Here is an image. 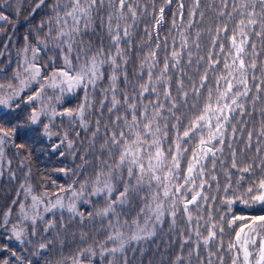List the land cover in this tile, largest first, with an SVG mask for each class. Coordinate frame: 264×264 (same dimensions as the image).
<instances>
[{
    "label": "snow or ice",
    "instance_id": "snow-or-ice-1",
    "mask_svg": "<svg viewBox=\"0 0 264 264\" xmlns=\"http://www.w3.org/2000/svg\"><path fill=\"white\" fill-rule=\"evenodd\" d=\"M230 0H222V8L218 16L231 21L236 13L240 19L236 21L235 28L230 37V50L223 57L222 68L224 74L215 79V91L208 87V72L200 77L199 87L193 86L192 97L195 102L191 105L193 111H197L200 104V90L206 89L207 95L203 99L202 107L197 114L188 119L181 134L180 125L183 123L181 117L176 116L181 106L189 104V92L184 89L183 81L177 82V96L173 97L171 90V77L169 75L170 62L173 68L178 70L182 51L187 46V36L181 34V51H176L175 41L170 56L164 57L163 67L159 68L160 58L158 51L161 44L157 42L150 45L153 33L145 29L152 50L146 52L141 58L138 66V76L144 83H137L132 87V95L118 87L123 80L130 85L127 76L129 64V53L132 48L131 28L136 26L138 11L143 14L147 8L141 6L134 0H51L46 5V0H38L33 13L42 6H47L50 15L37 25L44 36H36L37 46H31L25 37V46L19 55L22 61L12 72V78L7 83L0 82V165L4 162L6 147L26 149L25 143H16V136L20 134L39 133L42 137L51 139L57 137L58 142L51 146V151L60 157L65 156L64 148L70 150L75 157L77 150L75 142L70 140L68 132H53L54 121L59 117H67L70 121L84 131H91L89 147L79 158L81 165L72 171L76 177L87 168L93 167L88 157L95 155V171L91 177H85L82 181L73 179L67 187L55 184L54 192L47 190L39 195H34L30 184H22L26 189L25 199L31 198V211H26L24 203L19 204L20 212L16 222H11L12 210L9 208L0 220V228L10 232L5 238H15L21 244L31 243V237L37 235L38 228L42 227L44 233L55 230L57 224L54 218L45 219V214L53 213L55 210H67L74 220L83 222L99 221V233L104 235L102 241L97 240L95 247H86L78 250L74 255L67 257L65 264H84L87 258L89 264L92 258L99 256L106 260V264H127L126 253L133 250L132 246L142 241H148L156 236L157 230L161 228L165 217L172 224L176 223L177 205L179 204L187 214V220L192 222L193 217L189 212V205L199 207V201L207 202L208 197L202 191L208 184L205 178V162L211 158L212 171L216 169L218 153L221 158L224 152L226 136L229 137L227 147L230 149L232 161L231 168L236 170L238 180L235 187L230 179L223 188L224 197L220 203L224 206L220 215V222L212 223L208 235L203 238V245L208 247L217 240V230L224 233V225L233 231L234 235L229 242L227 251L232 254L231 264H264V159L259 163L253 159L251 162L239 166L236 162V149L232 144L236 141L238 131L243 134V128L237 129L232 123L234 118L237 122L246 126L251 122L253 113L256 111V103L260 94L264 93V80L255 75L258 68L256 57L260 53L256 50V44L250 45L252 51L249 54L250 34L264 39V0H231L232 11H227ZM173 0H164V6L158 10L153 8V13L158 11V17L154 16L153 30L157 41L159 33L155 31L164 23L165 7L170 6ZM201 0H194L195 7L190 12L189 28L197 15L196 9L200 7ZM183 0L179 2L178 15L183 19ZM259 9V10H258ZM203 18V12L199 13ZM8 16L0 12V21H8ZM131 21V24H129ZM173 26L176 19L172 21ZM97 24L100 31L107 37L109 42L107 48L103 39L100 46L92 44L84 39L87 35H95ZM259 28L260 31H256ZM229 26L225 23L216 28V41L220 33H227ZM199 39L200 33H197ZM239 37V39H238ZM213 42V47L216 46ZM168 38H164V45ZM123 45H127L125 48ZM54 48L60 51L62 67H53L48 70V64H42L39 56L43 50ZM195 47L199 48L196 43ZM220 52L225 49L219 45ZM47 55V52L44 53ZM3 55V53H0ZM249 63L245 62V58ZM200 59H203L201 57ZM229 59L231 62L229 63ZM49 64L55 65V58L49 59ZM189 65H191V54L189 53ZM220 60L211 59L208 67L216 71V65ZM109 70L108 87L100 91L104 99L100 102L101 109L105 108V101L110 106L108 113L113 117L111 126L108 123L101 125L100 120L95 121L94 127L86 120V111L92 108L89 101L88 90H96L97 85L104 80L105 69ZM159 72L154 76L153 71ZM0 72L3 69L0 68ZM249 72L252 75H249ZM146 77V79H145ZM255 85V95L250 96L253 88L249 86V80ZM14 81V82H13ZM221 81L224 82L223 88ZM164 91L161 94L157 88ZM83 89L85 92L84 102L78 108L63 107L65 94H73ZM49 90L53 95H48ZM145 94L155 96L154 100L144 103L147 99ZM118 95L122 99L118 98ZM163 99L165 103H161ZM179 101V102H178ZM252 105L249 111L247 105ZM60 104L61 109L54 107ZM168 113L165 117L164 113ZM121 113V114H117ZM23 114V115H22ZM261 117H264V108L260 109ZM247 118V119H246ZM174 120L172 125L175 130V140L167 145L168 124ZM104 131L101 133L100 129ZM231 133H228V129ZM73 135L79 139V132ZM61 136L63 138H61ZM254 132H247L245 149L253 147ZM102 140L97 147V140ZM257 155L261 152V142H264V120L261 127L255 131ZM193 141H196L193 143ZM192 144L191 158L187 162L186 175L182 177V183H174L180 179L181 159L189 149L182 144ZM30 154V153H29ZM10 165L11 160L7 161ZM221 163H223L221 159ZM21 164H25L21 160ZM258 168L262 175L258 179L248 182L247 176L254 175V169ZM67 175L70 170L58 169ZM2 174V172H0ZM12 177L15 173H11ZM31 172L26 174V179ZM199 177V184H197ZM209 178L218 184L215 175L209 174ZM191 199H186L187 194ZM85 196L90 197L84 199ZM99 197L104 200V206L96 208L93 206L87 213L80 210L78 202L92 204V199ZM139 203V209H134V203ZM17 201H13L16 204ZM243 205L244 210L259 209L261 214L237 215L233 208ZM134 212V214H132ZM228 217V219H225ZM199 219H202L199 218ZM199 222V221H198ZM30 230V231H29ZM196 242L193 252L199 258L201 245V233L194 230ZM86 234L81 233L83 240ZM191 236L185 237L180 244V253L174 257L173 264H185L183 255L184 246L191 241ZM48 243H39L35 255L44 259ZM63 244V241H60ZM222 241L218 249L223 250ZM2 250H8L7 245L0 246ZM215 253L209 252L207 264H212L211 258ZM15 260L20 264H33L26 256H18L15 251L9 252V258L0 259V264H11ZM223 264V258H220Z\"/></svg>",
    "mask_w": 264,
    "mask_h": 264
},
{
    "label": "trees",
    "instance_id": "trees-1",
    "mask_svg": "<svg viewBox=\"0 0 264 264\" xmlns=\"http://www.w3.org/2000/svg\"><path fill=\"white\" fill-rule=\"evenodd\" d=\"M137 2V0H134ZM179 2L180 0H173L170 6L165 7L164 23L155 31L159 33V41H157L155 32L153 30V25L155 23V17H158V11L153 13V8L159 9L164 6V0H138V3L147 8V12L141 14L138 11V19L135 27L130 30L132 32V48L129 53V64L127 66V76L130 85L123 80L118 84V87L125 90L129 95H132V87L137 83H144L138 76L139 65L141 63V58L146 52L152 50L151 46H154L157 42L161 44V48L158 51V57L160 58L159 68L163 67L164 57L170 56L173 49V41H175L176 51L180 52L181 34L187 36V46L182 51V57L179 62L178 70L172 67L170 62L169 75L171 77V90L173 97L177 96V82L179 80L183 81L184 89L189 92V104L187 107L181 106L180 111L176 112V116L181 117L183 123L179 126L180 132L182 134L184 130V125L188 122V119L192 118L197 114V111L203 105V99L207 95L206 89L200 90L199 99L200 104H197V111H193L191 105L195 102L192 97L193 86L199 87L200 77L208 72V87L215 91V79L220 75L224 74L222 68L223 57L230 50V37L232 30L235 28L236 21L240 17L234 13L233 19L231 21L227 19L220 18L218 16L219 11L222 8V0H201L200 7L196 9L197 15L192 21L191 28L188 27L190 23V12L195 7L194 0H183V19L179 17ZM38 0H0V12L8 16V21H0V68L3 72H0V82L7 83L12 78V72L17 67V64L22 61V56L19 52L25 46V37L28 38V43L31 46H37L36 36H44V32L40 31L37 27L39 23L46 19L51 13L47 6H42L33 13V8L35 7ZM51 0H46V5L50 4ZM239 3V0H236ZM233 3L229 2L227 11H232ZM259 10V9H258ZM203 12V18L200 17L199 13ZM176 19V24L173 26V19ZM225 23L229 26V31L227 33H220L219 40L216 41V28L217 26H223ZM131 24V21H129ZM145 29L148 32H152L153 36L149 45V38L145 34ZM256 31H260L259 28ZM197 33H200L199 39H197ZM249 41V47L246 48V52L251 53L252 49L250 45L252 43L256 44V50L260 53L256 57V62L258 65L255 75L264 80V39L251 35ZM168 38V43L164 45V38ZM86 41H90L97 47L100 46V40L103 39L104 46L107 48L109 42L107 37L100 31L99 24H97L96 34L87 35L84 37ZM239 39V37H238ZM216 41V46L213 47V42ZM199 44V48L195 47V44ZM222 44L225 52H220L219 45ZM127 48V45H123ZM45 51L47 55H45ZM189 53L191 54L192 63L189 65ZM211 59L220 60V64L216 65V71H213L208 67ZM203 57V59H200ZM55 58V65L49 64V59ZM39 61L42 64H48V70L53 67H62L61 53L59 50L54 48H49L43 50L39 56ZM231 60L229 59V63ZM245 62L249 63V59L246 57ZM108 75L109 70L105 69V77L102 82L97 85L96 90L89 89L88 97L89 101L92 103V108L86 111V120L94 127L95 121L100 120L101 125L108 123L111 126V121L113 117L108 113L107 107L110 104L105 101V108L101 109L100 102L104 99L101 93V88L108 87ZM153 75H159V72L154 70ZM251 76L252 73L249 72ZM146 79V77H145ZM14 82V81H13ZM224 82L221 81V87L223 88ZM249 86L253 88V92L250 96L255 95V85L250 79ZM264 87V85H262ZM157 90L162 94L163 89L157 88ZM48 95H53V92L49 90ZM147 99H143L144 103H148L149 100H154L155 96L145 94ZM85 92L83 89L78 90L73 94H65L63 97V107L78 108L81 103L84 102ZM118 98L122 99L118 95ZM179 102V101H178ZM161 103L166 102L161 99ZM54 107L61 109L60 104H54ZM249 111L252 109V105L249 103L247 105ZM264 108V93L260 94V99L256 103V111L253 113L251 122L246 126L241 125L237 122L239 118H234L232 123L237 127V129L243 128V134L239 131L237 133L236 141L232 144V147L236 149V162L239 166H243L253 159L257 163L261 159H264V142H261V152L259 155L255 152L256 139L255 131L261 127V122L264 117L260 115V109ZM118 115L121 113H117ZM23 115V114H22ZM165 117H168V113H164ZM247 119V118H246ZM176 122L172 120L168 124V138L166 140L167 145H171L175 140V130L172 125ZM53 132H68L69 139L75 142L77 155L73 157L70 154V150L64 148L65 156L60 157L57 153L51 151V146L58 142L57 137L53 136L51 139L42 137L39 133H28L20 134L16 136V143H25L27 145L26 149H21L18 153L16 149L12 147H6L4 162L0 165V220L3 219L4 213L11 208L12 215L10 217L11 222L15 223L16 217L19 211V204L25 199L26 189H22V184H30L33 188L34 195H39L43 191L47 190L49 192H54L57 189L55 185L51 183L62 185L67 187L73 182V179L82 181L85 177H91L95 171V155L99 153L94 151L93 156L88 157L92 162L93 167L87 168L86 171L78 173L76 177L72 176V171L81 165V159L79 158L84 154L85 150L89 147V140L91 137V131H84L78 124H74L67 117L57 118L54 121ZM101 133L104 131L103 127L100 129ZM253 131V147L251 150L242 151L245 149V142L247 140V132ZM79 132V139H77L73 133ZM228 133H231V129H228ZM61 138H63L61 136ZM102 140H97V147ZM196 141H193L195 143ZM229 143V137L226 136L224 152L221 158V154H217L218 158L216 160V169L213 172L211 166V158L205 162V178L208 179L209 186L204 189L197 188V191H202L203 195L208 197L207 202L200 200L199 207H194L189 205V212L193 217L191 223L187 220V214L184 212L183 208L178 204L177 216L175 225L172 221L165 217L164 223L161 228L157 230L156 236L152 237L148 241H142L138 244L132 246L133 250H129L126 253L127 264H173L174 257L180 253V244L185 237L191 236V241L184 246L183 255L185 257V264H207L209 252L215 253V256L211 258L212 264H220V258H223V264H231L232 254L227 251L229 242L233 238V231L224 225V233L221 234L217 230V240L213 241L208 247H205L202 243L203 238L208 235V231L212 223L220 222V215L223 211V205L220 201L223 199V188L229 181V174L231 182L235 187L236 181L238 180V174L236 170L231 168V152L227 147ZM183 147L189 149L188 153H185L181 159V169H180V179L174 183H182V177L186 175L187 162L191 158L192 144H182ZM30 153V154H29ZM221 159L223 163H221ZM11 160L9 165L7 161ZM21 160L25 161V164H21ZM68 169L70 170L67 175L58 171V169ZM31 172V175L27 177L26 174ZM11 173H15L12 177ZM254 175L247 176L248 182L251 183L252 180L260 178L262 173L258 168L254 169ZM209 174L215 175L218 181L214 183L210 178ZM197 184H199V177H197ZM90 197L85 196L84 199H89ZM92 204H83L78 202V207L81 211L87 213L93 209V206L100 208L104 206V200L95 197L91 198ZM186 199H191V194L186 195ZM17 201L13 204V201ZM134 209H139V203H134ZM233 211L237 215L246 214H261L259 209H253L250 211L244 210L243 205L234 206ZM134 214V212L132 213ZM202 219H199L201 218ZM54 218L57 224L55 230H50L48 233L42 231V227L38 228L37 235L31 237V243L21 244L15 238L8 240L5 237L10 235V232L4 228H0V246L7 245L8 250H2L0 248V259L9 258V252L15 251L18 256H26L28 259L36 264L39 257L35 255L36 249L39 243H48L49 240L52 241L49 248L46 250L44 259L39 260V264H65L67 257L74 255L78 250L86 247H95L97 240L102 241L104 235L99 233L100 228L99 221H89L85 219L83 222L80 220H74L67 210L57 209L53 213L45 214V219ZM228 219V217H225ZM199 221V222H198ZM198 229L201 233V245L198 249L199 258L193 254L189 256L190 252H193V245L196 242V236L194 230ZM30 231V230H29ZM81 233L86 234L84 239H81ZM63 241V244L60 243ZM222 241L223 250L218 249V244ZM85 263H89L88 259H84ZM11 264H20V262L12 260ZM91 264H106V260H101L99 256L92 258Z\"/></svg>",
    "mask_w": 264,
    "mask_h": 264
},
{
    "label": "rangeland",
    "instance_id": "rangeland-1",
    "mask_svg": "<svg viewBox=\"0 0 264 264\" xmlns=\"http://www.w3.org/2000/svg\"><path fill=\"white\" fill-rule=\"evenodd\" d=\"M32 194H34V193H32ZM21 203H24L25 204V206H26V211H31V203H32V201H31V198H30V196L26 199V200H23ZM19 212H20V209H19V211H18V214H19ZM17 214V215H18ZM16 222V221H15ZM84 264H89V263H85L84 262Z\"/></svg>",
    "mask_w": 264,
    "mask_h": 264
}]
</instances>
